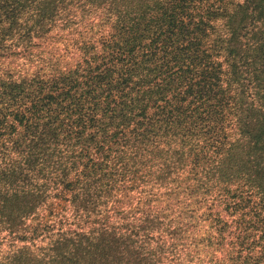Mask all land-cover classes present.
<instances>
[{
    "label": "trees",
    "instance_id": "trees-1",
    "mask_svg": "<svg viewBox=\"0 0 264 264\" xmlns=\"http://www.w3.org/2000/svg\"><path fill=\"white\" fill-rule=\"evenodd\" d=\"M263 169L264 0H0V264H180L162 203Z\"/></svg>",
    "mask_w": 264,
    "mask_h": 264
},
{
    "label": "rangeland",
    "instance_id": "rangeland-1",
    "mask_svg": "<svg viewBox=\"0 0 264 264\" xmlns=\"http://www.w3.org/2000/svg\"><path fill=\"white\" fill-rule=\"evenodd\" d=\"M230 127V122L223 121L218 138L222 139L228 135ZM218 138L217 140H219ZM261 178L264 184V169ZM182 188L184 187L177 188L176 192ZM251 188L241 187L237 183L233 186V197L227 199L203 198L202 196L186 197L185 194L180 193L162 203L163 211L169 219H172L176 225L181 224L185 229L188 228L185 237L182 236L180 240L174 241L176 250L181 248L185 250L180 264H221V261L230 264H248L245 259L232 258V253L225 256L230 249L234 251V254L241 250L245 256L252 253L255 256L264 254V197L258 194L256 189ZM120 189L121 185H118L116 195L119 196L117 197H121L124 202H131L132 207L135 206V195L132 192L124 194ZM247 189L254 195L239 193L246 192ZM63 204L65 202L61 200L44 207L40 212L43 216L42 220L52 218ZM152 204L153 210L160 206L158 203ZM140 206L142 210L144 207ZM165 208L167 209L165 210ZM33 221L36 222L37 219L35 218ZM42 244L45 248L48 246L46 240L42 241ZM139 252L144 253L145 250H139ZM133 256L132 252L126 253L124 256L117 255L116 257L119 258L108 260L106 264H131ZM229 258L231 259L229 260ZM127 261L129 262L127 263ZM45 263V260L41 261V264ZM13 264H36L34 254L25 250L20 260ZM249 264H253V261ZM260 264H264V255Z\"/></svg>",
    "mask_w": 264,
    "mask_h": 264
}]
</instances>
